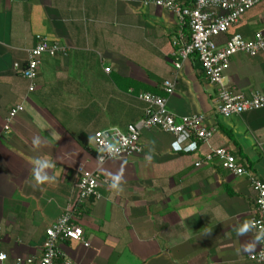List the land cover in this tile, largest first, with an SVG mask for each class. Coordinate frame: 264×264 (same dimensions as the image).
Instances as JSON below:
<instances>
[{
  "label": "crops",
  "instance_id": "1",
  "mask_svg": "<svg viewBox=\"0 0 264 264\" xmlns=\"http://www.w3.org/2000/svg\"><path fill=\"white\" fill-rule=\"evenodd\" d=\"M144 1L0 0V247L7 256L0 264H37L46 229L66 211L88 246L59 240L54 264H254L247 259L258 249L253 230L237 234L253 215L249 183L215 163L196 167L207 152L201 143L197 153L176 152L171 135L144 131L141 154L101 165L83 145L82 136L91 148L95 132L137 122L144 110L138 94L166 96L162 83L170 80V113L205 115L213 148L240 150L253 171L264 164V109L217 115V89L197 61L189 58L180 69L173 64L175 40L188 28L171 11ZM192 1L177 3L190 7ZM259 30L264 3L248 10L220 42ZM39 37L67 54L43 56L29 92L19 72ZM225 82L244 96L264 95V54L234 56ZM19 104L24 110L5 131L9 110ZM36 159L51 160L53 181L35 183ZM81 170L100 174L98 200L77 203ZM121 172L123 191L117 193L110 177ZM249 244L255 246L245 251Z\"/></svg>",
  "mask_w": 264,
  "mask_h": 264
},
{
  "label": "built area",
  "instance_id": "2",
  "mask_svg": "<svg viewBox=\"0 0 264 264\" xmlns=\"http://www.w3.org/2000/svg\"><path fill=\"white\" fill-rule=\"evenodd\" d=\"M264 3V0H193L192 7L177 3V0H145V7L154 6L171 11L180 21L181 28H188L187 35L181 34L175 40L176 49L173 53L174 67L180 69L181 63L194 58L206 77L208 83L217 89L215 112L223 118L264 109V95L253 92L244 96L235 92L225 82V73L230 67L231 59L236 55L256 57L264 54V30L253 33L252 37L244 38L239 34L230 35L224 42L223 36L235 26L241 17L250 9ZM67 50L57 42H49L39 37L33 48L27 50V59L20 70L22 78L28 81L29 92L34 90L42 57L65 56ZM106 73L110 68H104ZM162 90L168 97L174 92V83L165 80ZM149 92L139 93L137 98L144 104L142 117L135 123L128 124L124 129L109 128L99 130L92 137V148L98 164L111 160H125L142 153L141 134L144 131H158L174 138L172 146L176 152L197 153L200 142L207 148L206 154L194 165L199 167L202 162L215 163L221 169L235 177H245L249 181L253 193V215L250 221L255 236L264 228V180L259 178L252 169L240 163L235 153L225 147L213 148L211 140L214 131L208 127L207 118L203 114L177 117L167 109V97ZM24 110L19 104L12 107L5 119L4 130L10 129L11 122L19 112ZM107 146H114L118 151L110 156ZM101 176L97 171L81 170L77 183V203L100 198L99 188ZM264 239V236H262ZM59 240L84 242L82 228L75 224L72 212H64L45 231L42 254L37 264H54L60 255L57 247ZM1 241V229H0ZM6 259V254L0 247ZM247 259L254 264H264V242L258 243V249L248 254ZM32 259H17L15 264H32Z\"/></svg>",
  "mask_w": 264,
  "mask_h": 264
},
{
  "label": "clouds",
  "instance_id": "3",
  "mask_svg": "<svg viewBox=\"0 0 264 264\" xmlns=\"http://www.w3.org/2000/svg\"><path fill=\"white\" fill-rule=\"evenodd\" d=\"M34 144H39V141L36 140L34 141ZM106 151L110 156H114L115 153L118 151L115 149L114 146H107ZM33 178L35 183L39 185H43L46 182L53 181L55 177L50 176L47 172L48 169L54 167L53 163L51 160L48 159H36L33 161ZM122 172L117 173L115 175H112L110 177L111 183H110V188L116 191L117 193H120L123 191V187L121 186V179H122ZM124 183V181H123ZM255 227V224L251 221H246L242 227L238 229L237 234L238 235H244L251 231V229ZM262 236H264V228H261L258 232V234L255 236V241L257 243L264 242V239H262ZM255 245L254 244H249L245 247V251L251 250ZM6 259L5 255L3 253H0V260Z\"/></svg>",
  "mask_w": 264,
  "mask_h": 264
},
{
  "label": "trees",
  "instance_id": "4",
  "mask_svg": "<svg viewBox=\"0 0 264 264\" xmlns=\"http://www.w3.org/2000/svg\"><path fill=\"white\" fill-rule=\"evenodd\" d=\"M192 2H193V1H192ZM191 6H193V5L190 3V7H191ZM223 133L225 134V136H226L229 140H232V142L235 143V141H233V139H232L233 134L231 133L230 130H225V129H223ZM81 140L83 141V145H84V147L88 150V152H90L92 155L95 156V152H94L93 148H92V147L90 148V147L88 146V140H87V138H84V137L82 136V137H81ZM199 143H200V142H199ZM225 148H227V147H225ZM234 153H235L236 157H238V159L240 160V163H241L242 165L247 166V167L250 168V169L252 168L250 162H249L247 159L244 158V156H243L242 152H240V150H238V152H234Z\"/></svg>",
  "mask_w": 264,
  "mask_h": 264
},
{
  "label": "rangeland",
  "instance_id": "5",
  "mask_svg": "<svg viewBox=\"0 0 264 264\" xmlns=\"http://www.w3.org/2000/svg\"><path fill=\"white\" fill-rule=\"evenodd\" d=\"M219 119H220V117H219ZM154 132H155V131H154ZM164 134H165V133H164ZM166 136H167V135H166ZM91 147H92V146H91ZM254 169H255L254 173H255L257 176L260 175L261 177L264 178V164H263V163H261V164H258V163H257V167L254 168ZM238 178L243 179V180H245L246 182L249 183L248 179L245 178V177H238Z\"/></svg>",
  "mask_w": 264,
  "mask_h": 264
}]
</instances>
